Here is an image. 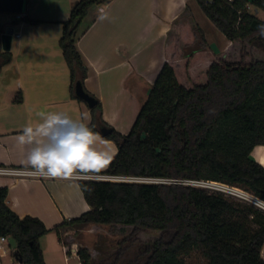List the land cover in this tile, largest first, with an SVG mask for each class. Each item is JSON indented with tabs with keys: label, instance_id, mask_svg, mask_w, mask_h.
<instances>
[{
	"label": "trees",
	"instance_id": "trees-1",
	"mask_svg": "<svg viewBox=\"0 0 264 264\" xmlns=\"http://www.w3.org/2000/svg\"><path fill=\"white\" fill-rule=\"evenodd\" d=\"M110 0H77L59 39L71 74V91L84 90L87 66L76 46L91 7ZM203 13L230 41L215 51L187 5L171 22L164 42V63L131 130L122 134L103 119L102 103L91 107L90 127L118 152L103 174L170 180V183L81 180L90 209L48 229L37 217H20L0 188V234L16 242L23 264H47L42 236L86 224L130 225L171 231L155 238L145 264H185L198 253L205 264H264V211L184 180H213L246 189L264 199V166L251 157L264 145V0H196ZM0 71L12 60L2 49ZM81 99V98H79ZM111 129L103 134L101 129ZM69 253V251H68ZM91 264L88 248L77 250Z\"/></svg>",
	"mask_w": 264,
	"mask_h": 264
},
{
	"label": "crops",
	"instance_id": "crops-1",
	"mask_svg": "<svg viewBox=\"0 0 264 264\" xmlns=\"http://www.w3.org/2000/svg\"><path fill=\"white\" fill-rule=\"evenodd\" d=\"M76 1L26 0L22 13L6 14L3 19L6 12H1L4 30L13 27L14 35L12 60L0 71V166L26 169L30 146L20 145L17 137L26 125L35 126L39 112L67 111L74 118L92 121L91 107L71 91L70 69L59 45L62 23L69 19ZM103 4V12L99 5L90 8L76 46L88 69L85 88L102 103L104 121L126 134L164 63V42L172 20L189 5L204 31L202 22L211 32L216 30L203 14H197L201 8L196 0H110ZM205 34L213 49L220 44L217 40L225 43L224 49L230 43L223 33L215 32L213 38ZM104 140L106 150L115 157L116 144ZM251 157L264 166V145L256 146ZM80 181L0 174V188L9 189L11 209L20 217L39 218L48 229L90 209ZM52 235L62 244L55 231L42 236L44 258Z\"/></svg>",
	"mask_w": 264,
	"mask_h": 264
},
{
	"label": "clouds",
	"instance_id": "clouds-1",
	"mask_svg": "<svg viewBox=\"0 0 264 264\" xmlns=\"http://www.w3.org/2000/svg\"><path fill=\"white\" fill-rule=\"evenodd\" d=\"M37 116L35 126L26 125L17 137L20 145L30 146L24 164L31 171L26 175L75 182L96 178L111 164L114 153L106 150L107 141L87 118H74L67 111Z\"/></svg>",
	"mask_w": 264,
	"mask_h": 264
},
{
	"label": "rangeland",
	"instance_id": "rangeland-1",
	"mask_svg": "<svg viewBox=\"0 0 264 264\" xmlns=\"http://www.w3.org/2000/svg\"><path fill=\"white\" fill-rule=\"evenodd\" d=\"M250 10L252 12L255 11L253 5L250 6ZM2 14L4 19V16L10 14V12ZM197 14H203L212 29L216 30L211 32V29L202 22V26H204L205 31L210 37H215L214 35L216 34H213L215 32L221 34L201 9L197 11ZM259 16L264 19V11H261ZM197 17L199 19V16ZM217 42L220 44H217L214 50L220 52V50L224 49L222 47L225 43L223 41L219 42V40ZM170 182L172 181L167 180L166 183ZM228 198L234 199L232 197ZM172 235L171 231L135 230L130 225L86 224L62 231L60 240L62 244L58 243L56 235H52L54 239L51 243L52 245H50V251L46 253L45 258L47 264H77L78 262H80L78 264H81V258L77 250L81 247H86L89 249L92 257L91 264H145L150 255V253L146 252V249L153 243L155 238L162 237L164 240L169 241ZM9 243L11 244L9 251H14L16 247L15 240L10 238ZM41 244L44 247L43 240ZM64 249L68 250L69 253L67 254ZM70 255L71 257H69ZM184 261L185 264H205V259L198 253L186 256ZM2 262L3 264H21L13 260V255L11 254L2 258Z\"/></svg>",
	"mask_w": 264,
	"mask_h": 264
},
{
	"label": "built area",
	"instance_id": "built-area-1",
	"mask_svg": "<svg viewBox=\"0 0 264 264\" xmlns=\"http://www.w3.org/2000/svg\"><path fill=\"white\" fill-rule=\"evenodd\" d=\"M232 2V0H227ZM105 4H99L98 10L103 12L105 10ZM249 8V5H248ZM21 14H17V18H21ZM19 36V35H17ZM26 171H31V169H14L0 166V174H25ZM82 180H97V181H126V182H138V183H166L167 180L156 179V178H144V177H129V176H111L107 174L100 173L96 178L82 179ZM184 184L200 187L209 190L210 192L220 193L234 199L244 201L255 205L259 209L264 211V199L251 193L241 187L231 185L224 182L213 181V180H184ZM10 237L8 235L0 234V264H3L2 258L13 255V250L9 251L11 244L9 243ZM68 254V250H66ZM71 257V255L69 256Z\"/></svg>",
	"mask_w": 264,
	"mask_h": 264
},
{
	"label": "water",
	"instance_id": "water-1",
	"mask_svg": "<svg viewBox=\"0 0 264 264\" xmlns=\"http://www.w3.org/2000/svg\"><path fill=\"white\" fill-rule=\"evenodd\" d=\"M26 9V0H0V11L10 12V13H22ZM14 35L13 27H8L2 34V49L5 51L11 50L12 40ZM76 95L84 100L90 107H94L97 104V99L87 93L80 81L76 83ZM103 134H108L111 132L110 128L103 127L101 129ZM13 260L23 264V258L18 249L13 252Z\"/></svg>",
	"mask_w": 264,
	"mask_h": 264
},
{
	"label": "bare ground",
	"instance_id": "bare-ground-1",
	"mask_svg": "<svg viewBox=\"0 0 264 264\" xmlns=\"http://www.w3.org/2000/svg\"><path fill=\"white\" fill-rule=\"evenodd\" d=\"M262 162H264V158H263V161Z\"/></svg>",
	"mask_w": 264,
	"mask_h": 264
}]
</instances>
